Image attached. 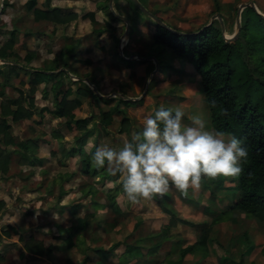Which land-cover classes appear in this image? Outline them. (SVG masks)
Segmentation results:
<instances>
[{
	"label": "rangeland",
	"instance_id": "374dc122",
	"mask_svg": "<svg viewBox=\"0 0 264 264\" xmlns=\"http://www.w3.org/2000/svg\"><path fill=\"white\" fill-rule=\"evenodd\" d=\"M6 1L8 5L0 12V46L9 37L10 31L15 26L18 27L15 32L12 51L18 57L20 65L24 64L23 57L25 54L31 51L34 56L32 60L27 63L29 67L41 69L47 65H51L54 60L56 61V66H58L63 62V59L62 62L57 65L58 60L55 58L56 55H58L59 58H63L64 55L67 54V46L73 44L76 39H79V43H76L79 44V49L77 51L79 55L77 58L88 62L74 60L70 57L68 60L70 66L69 70H73V76L77 77V74L79 78H84V76L94 77L101 88L100 92L102 94L118 92V89L122 87L127 91L121 90L122 93H128L129 96L133 98H141L139 103L135 100L125 99V105L128 106L126 111L130 114L129 127L125 131L119 130L122 115H114L111 124L106 130L100 128L98 124L93 125V122H91L92 124L90 125L88 124L87 127L91 125L94 127V133L98 137V145L103 142L112 146H120L123 141L130 138L129 136L133 131L141 130L143 117L153 115L158 105L164 108L181 107L185 115H187L184 117V123L186 124L190 123L187 121L190 120V116L197 114L201 115L202 118L205 119L206 125L211 128L208 110L204 105L202 99L203 95L199 89L198 75L193 72L191 64H188L189 67L186 68L184 66L185 62H183L181 58L175 56L171 50L150 42L146 50L139 53V57H151V61H148L147 68L141 65H136L133 69L123 68V65L121 68H118V66L116 68L113 62L114 56L112 55L114 50L112 41L114 40L110 38L111 35L101 34L100 37L103 41V47L105 50L107 49V53L100 50L99 46L94 41L96 38V34L93 32L95 25L89 18L84 20L77 19L70 22L66 27L59 26L60 28H58L50 24L36 23L33 21L32 16L23 7L24 0ZM102 1L104 5L106 0ZM248 1H256L258 9L264 12V0H217V8H215L214 0H147V7L150 10L153 9V11H156V16L169 25V27H174L182 31H194L205 25L212 15L219 14L224 26V34L228 36L235 31V16L238 5ZM126 4L127 2L124 0H116L111 3V7L116 14H122L121 16L125 17L124 15L129 14ZM69 5H72V2H70ZM73 5L94 10V17L97 20V24L103 27L105 23L106 26L109 27L107 31L116 35L118 37V42H120L125 27L124 22L121 20L112 21L110 17L105 14L103 9L101 10L102 12L98 10L97 0H76ZM135 9L142 19L147 18L137 8ZM81 13L83 12L77 13V15ZM255 13L256 12H253L251 7L245 12L247 25L242 38L243 44L241 46V53L244 60L248 62H246L248 67L255 66V59L259 56V41L263 34V18H259ZM141 18L140 20L142 21ZM138 20L139 19L136 21L139 23ZM148 26L150 28L152 24ZM144 31L146 30L144 29ZM135 46L140 47L139 44ZM139 57L137 58L135 56V59L141 61ZM157 62L159 63V67L154 70ZM118 65L120 64L118 63ZM235 65H239L237 61H235ZM4 67L5 64L0 62V68L6 71L7 69ZM24 67L28 68L27 66ZM149 67H153V69L150 70ZM175 68H178L177 71L180 72H175ZM73 76L69 77L71 81H75ZM28 78H30L29 75L23 71L17 72L16 76L11 75L10 83L16 88L6 87L3 90L4 95L0 96V102L6 97L17 98L21 96V104L28 107L26 104V99L28 97ZM63 80V89H65L69 87V84L67 78L64 77ZM146 84L147 87H145ZM155 87H157L156 92L152 90ZM17 89L21 90L20 95ZM166 89L171 90L168 93ZM151 90L154 93L163 90V92H159V94L162 95L166 92L167 94L161 97L162 101L160 102L155 99L157 96H150L152 93L150 92ZM258 94L259 90H255L253 100L256 99ZM31 97L35 107L31 117L16 122L9 121V133L13 142L31 141L32 144L34 143V150H37L38 156L43 158L42 164H36L34 162L31 164L29 160L22 159L18 154L16 155L11 148L15 147V144L5 147L1 146L5 148L8 153L9 162L5 172L0 170V229L4 222L11 223L18 226L20 231H22V236H26V234H35L36 237H41V241L42 243L44 242V245H51V243L56 245L59 239L53 237V235L57 233V227H65L69 224H74L75 220L72 217H60L58 211L53 207L59 204L69 205L71 203L83 202L87 199V196H89V199L94 198L96 201L104 202L107 197L103 191L106 189L107 185L102 187L98 182L97 176L80 174V172L77 171L78 162L75 157L63 155L62 150H67V147L73 142V139L78 136L79 131L75 128L67 130L64 127L63 120L61 118H56L50 114L48 110H42L41 113L39 112L41 108H53L52 102L54 95L52 91L49 90V84L47 86L42 83L38 84ZM170 102H172L174 107ZM190 106L195 107L193 110H190ZM108 107L109 105L100 104L88 95L81 98L80 105L75 110V116L77 118H83L94 115V120H96L95 118L98 112L100 110H106ZM31 109L32 108H30V110ZM54 130L61 133L62 137L60 139L52 137V132ZM87 141H89V139H87ZM41 171L43 172L41 173ZM71 171H75V175L70 178L66 184H63L65 190H70L72 192L71 195L65 194L62 197H57L59 192L57 185H54L50 192L51 194L48 193L47 190L45 191L44 185L51 183V181H55L58 174L64 172L69 173ZM39 183H41L40 186H38ZM225 183H228L227 179ZM56 184L58 183L56 182ZM107 184L109 185V183ZM90 188L94 189L92 195L88 194V192L91 191ZM85 191H87V194H83ZM205 192V189L202 187L200 193L205 194ZM57 202L58 205H56ZM120 202L122 209L125 210V208H127L129 212L127 215L125 214V216L119 217L122 223H120L118 227L116 225L117 228L115 227V229L110 230L108 226L106 227L103 225L102 221L114 220V216H107L110 209L107 210V207H104L100 209L101 215H97V219L90 222L86 229L87 234L86 236H82V238L86 241L89 240V233H93L102 225L103 230L101 229V232H99L101 237L98 241H94V245L107 248L108 245L114 243L115 239L125 237L130 233L131 226L136 219V217L133 218L132 216L139 215L145 222H151L154 226H157L158 223L163 220L160 215L161 213L158 214L157 208L152 205L150 201L142 202L139 205L131 204L128 207H125L127 201L120 200ZM193 214L194 212L192 210L191 212L185 213V215L190 217H193ZM179 229L180 228L176 227V230ZM107 230L110 231L108 234H105L104 232ZM250 230L252 232L258 231L253 222H251ZM44 232L47 235H43ZM189 234L190 232L186 229L184 235ZM16 239V235H11L9 238L1 237L0 252L5 255L4 260H0L2 264H54V262L57 264H66V258H71L70 256H66V258L63 257V255H68V250H65L63 253L61 252L63 255L57 252L50 258L45 257L47 254H43L41 257H38L39 262L37 258H35V261L28 262L29 259L23 261V259L17 256L18 247L21 246L22 243L20 241L11 243ZM89 241L88 243L90 244L88 245L92 246L93 242L91 240ZM214 245L215 244H212L213 247ZM121 249L122 247H119L116 251L118 252ZM216 249L219 253L220 248L217 245ZM72 252H74V250H72ZM253 253L255 255V264H264V256L262 253H260L259 250H254ZM83 257L84 256L75 253L72 257L73 259H71L72 261L70 260V264H83L86 258ZM87 259L88 258H86V260ZM213 259H215V262L217 261L215 256ZM115 261L116 257H112L106 264H116Z\"/></svg>",
	"mask_w": 264,
	"mask_h": 264
},
{
	"label": "trees",
	"instance_id": "16d2710c",
	"mask_svg": "<svg viewBox=\"0 0 264 264\" xmlns=\"http://www.w3.org/2000/svg\"><path fill=\"white\" fill-rule=\"evenodd\" d=\"M107 1L108 0H106V3L104 4L105 14L109 16L112 21H120L111 14L110 10H108ZM115 1L116 0H113V2ZM138 1L141 3V0ZM37 4V0H25L23 3V7L31 14L32 19L35 22L52 24L56 27L65 25L77 17V14L73 13L70 9L50 7L49 0H42V7H39ZM214 4L215 8H217V0H214ZM7 5V1L3 0L0 12H2ZM143 6L149 10L147 6ZM127 7L129 14L124 16L129 19L130 22V35L137 22L135 15L136 7L130 0H127ZM249 9V6L242 9L240 13V30L238 36L228 42L224 41L221 35L219 22L216 19L196 34L180 35L172 33L169 30L155 24L147 17V20H149L152 24L148 31V37L153 44H158L171 50V52L175 56L181 58L183 62L192 65L193 72L198 75L199 89L203 95V100L209 112L211 128L223 131L229 136H235L240 139L243 142V145L248 149L249 157L247 163L244 165L242 175L239 179H230V181L234 184L231 188H228L232 190V201L228 209H238L246 215L254 216L258 220L264 221V24L263 34L259 41V56L255 59V66L248 67L246 65L247 61H245L242 56L241 46L243 44L242 38L247 25L245 12ZM149 11L155 16L157 15L156 11ZM253 12L255 11L253 10ZM255 14L261 18L257 13ZM86 17L89 18L95 25L93 32L104 31L102 27H96L98 24L92 12L85 13L83 18ZM262 20L264 22V19ZM171 28L184 33H192L200 29L199 27L194 31H182L174 27ZM17 29L18 27L15 26L10 31L9 37L6 41L1 44L0 59L11 60L20 64L18 57L12 51L15 32ZM114 41L117 43L118 39L114 37ZM73 49V44L67 46V52H73ZM123 54L127 56L124 49ZM114 55L120 63L126 65L130 64L129 61L118 55L117 46L115 47ZM33 56V52H27L23 57L24 64H21V67L6 65V71L3 70V68H0V96L4 95L3 90L6 87L13 89L16 88L12 85V83H10L11 75L16 76L18 71H23L30 77L27 82L28 97L26 99V104L28 107L21 104V96L17 98L6 97L0 102V170L5 172L9 162L8 153L3 147L11 144H15L13 152L16 155L18 154L22 159H27L31 164L33 163V161L26 154L20 153L19 150H31L35 147L33 145L34 143L32 144L31 141L13 142L9 133V121L16 122L21 119L31 117L32 111L35 109L31 95L33 94L36 86L42 83L46 86L49 84V90L52 91L54 95L52 102L53 108H41L39 112L41 113L42 110H48V112L53 116L63 118V124L67 130L75 128L79 131L78 136L73 139V145L68 148L67 154L69 156L76 155V157H78V169L83 174L92 176L102 174V180L105 178H111L106 175L105 170H96L90 164L89 151L86 152L84 150V144L86 138L94 134V127L87 126L93 122V125L98 124L100 128L106 130L112 121L113 115L121 114L122 117L119 130H127L129 126V119L124 115V110L120 108V103L124 101L121 99H104L98 97L94 95L84 84L83 86H77L74 91H72L70 87L63 89L64 73L60 71L53 74L47 73L46 71H54L58 67L67 69L68 63L66 59H64L60 65H58L57 62L58 66H56V61L54 60L51 65H47L46 67L39 69L32 68L27 65V63L32 60ZM235 61L239 64L238 66L235 65ZM137 62L143 63V61ZM157 65L159 67L158 62ZM24 66L33 69V71L25 70ZM149 69L152 70L153 67H149ZM70 81L71 80L68 78V82ZM17 90L20 95L21 90ZM255 90H259V94L256 99L253 100ZM88 95H90L97 102H101L103 104H108L113 100L116 101L107 110H100L95 118L96 120H94V115L77 118L75 116V110L80 105L81 98ZM213 100L217 102L216 108L210 107V101ZM30 108L32 109L30 110ZM224 110L227 111V115H222ZM52 137L60 139L62 136L59 131L54 130L52 132ZM97 140L98 137L95 135L93 142L97 144ZM91 151H94V149ZM223 180L224 178L214 181L205 180L203 182V188L205 191H208L209 194L215 196L216 190L219 186H221ZM210 184H212V186H210ZM111 192H107V196L113 203L114 195ZM78 207V203L72 204L70 206V210L75 214ZM164 210L169 212L176 220L171 219L170 217L168 224L161 228L156 234L158 241L147 247V249H145V254H154L158 250L160 246V239L166 236L170 225H174L176 221L187 223L186 221L176 218L172 211L166 208H164ZM86 218L87 217L76 218V223L66 227L62 233L63 235H59V238L62 236V240L66 248H69L72 245L73 234L79 229H84L87 220ZM214 221L216 222V218L212 220V222ZM7 228L14 229L13 226L10 225H7ZM207 233L208 228L203 227L201 229V234L193 244L180 249L179 260H181V258L186 254L192 253L198 249L204 251ZM18 241L22 243V248L26 253L41 256L50 252L51 245H43L41 241L34 239L31 234H26L25 238L19 235ZM119 244L120 243L117 242L107 248H94L93 251L99 257L103 258L105 254L113 251L117 246H119ZM121 244L123 247L121 255L126 262H128V259L130 260L134 257L142 256L143 252L141 251V247L135 246V244L128 243L126 241ZM262 251L264 253V248ZM23 255V252L19 253V256L22 257Z\"/></svg>",
	"mask_w": 264,
	"mask_h": 264
},
{
	"label": "crops",
	"instance_id": "0c3cea01",
	"mask_svg": "<svg viewBox=\"0 0 264 264\" xmlns=\"http://www.w3.org/2000/svg\"><path fill=\"white\" fill-rule=\"evenodd\" d=\"M37 1H38L37 5L39 7H42V5H41L42 0H37ZM75 1L76 0H49V6L50 7L67 8L76 14L83 12L80 15H77V17L70 22H73L77 19H83V20L88 19L87 17L83 18V15L85 13H90V12H92L93 14L95 13L94 10H90V9L85 8V7H77V6L73 5V3ZM124 1L127 2V0H124ZM24 2H25V0H24ZM70 2H72V5H69ZM102 2H103L102 0H97V9L100 11L102 9L104 10V5ZM111 3H113V0ZM141 3L145 6H148L147 0H141ZM253 3L255 5L257 11L263 14V12H261L258 9L257 2L255 1ZM107 5H108V1H107ZM80 8H81V10H80ZM108 10H109V7H108ZM151 11H153V9ZM135 15H136V18L139 19L138 20L139 23L137 22L135 24L133 32L128 36V39L126 40V42L123 46V48L127 54V56L123 54L125 57H129L130 55H137L139 57V53L144 52L146 50V47L148 45H150V42H151L150 38L148 37V31H149L148 25L151 23L147 20V18L142 19L137 14V11H136ZM94 16H95V14H94ZM140 18L142 19V21L140 20ZM95 20H96V18H95ZM70 22H68L65 25H60V26L66 27ZM36 23H38V22H36ZM39 23H43V22H39ZM50 25H52V24H50ZM103 25L104 26L102 27V29L104 31L94 32V34H96V38L94 41L99 46L100 50H103V52L107 53V49L105 50V48L103 47V41L101 40L100 35L101 34L102 35L106 34L108 36L111 35L110 38L113 40H114V37H116L117 39H118V37L116 35H113L109 31H107V29L109 27L105 26V23ZM98 26L99 25H97L96 27H98ZM56 27L60 28L59 26H56ZM144 29L146 31H144ZM122 35H123V33H122ZM76 43H79V39H76V41H74V43H73V45H74L73 52L70 51V52H67V54L65 53L66 55H64L63 58H59V56L56 55L55 58H57L58 64H60L62 62V59L63 60L66 59L67 63H68L69 62L68 60L70 57L73 58L74 60H81L80 58H77L79 55L77 53V51L79 49L78 48L79 44H76ZM112 43L114 44L113 45L114 50H113V54H112L114 56L113 62L115 63L116 68H117V66H118V68H121L122 65L124 66L123 68H127V69H130V68L133 69V68H135L136 65H141V66H144L145 68H147L148 61H151V58H148V57L143 59V60L140 59L142 57L139 58V60L143 61V63L137 62L138 60H136L135 57L132 59H125V60L130 62L129 65L120 63L114 55L116 46H117V53H118V44L117 43H119V42L117 41V43H115V41H112ZM136 44H139L140 47H136L135 46ZM144 45H146V46H144ZM68 46H70V45H68ZM122 53H123V51H122ZM81 61L88 62L86 60H81ZM118 63L120 65H118ZM3 64H5V67H4L5 69H7L6 65H11L9 63H3ZM184 64H185L184 66L186 68L189 67L188 63L185 62ZM18 67H21V65ZM24 69L33 71V69H30V68L24 67ZM69 69H70V66L68 63L67 69L62 68V67H58L54 71H46V72L56 74V73L61 71L64 73L63 78L64 77L67 78V81H68V78L73 76L72 75L73 70H69ZM177 69L175 68L174 70H175V72L179 73L180 71H177ZM76 76H77L76 78H79L78 77L79 75L76 74ZM73 77H75V76H73ZM84 78H86L89 81V83L93 87H95V89L97 90V92L100 95L106 96V97H102V96L95 94L89 85H87L84 81H79L77 79H75V81L68 82L71 90L74 91L77 86H81V85L83 86V84H84L89 89H91V91L94 95H96L98 97H101L104 99H110V98L121 99L124 102L120 103V108H122L124 110V115L126 114L125 116L128 119H130V117H129L130 114L128 113V111H126L128 106L125 105V99L135 100V101H137V103H139L141 101V98H139V97L133 98V97L129 96L128 93L127 94L122 93L121 90L126 91L122 87H120L121 89H118V92H113L110 94H102L100 92L101 88L99 87V85H98L96 79H94V77H91V76L85 77L84 76ZM148 84H149V82H148ZM156 88L157 87L153 88L152 90L153 91L155 90V92H156ZM152 90L150 92H152ZM170 90L171 89H168L167 92L169 93ZM159 92H163V90L159 91ZM159 92L158 93L152 92L150 94V96H154V95L157 96L155 99H157L161 102L162 101L161 97L164 94H167V92L162 94V95L159 94ZM123 96H126L127 98H125ZM202 99H203V97H202ZM115 101L116 100H113V101L109 102L107 105H109V107H111L115 103ZM203 102H204V100H203ZM99 103L102 104L101 102H99ZM170 103L172 104V102H170ZM103 105H105V104H103ZM204 105H205V102H204ZM172 106H173V104H172ZM160 107L161 106L158 105L156 107L157 110ZM194 107L195 106H190V110H193ZM165 109H167V108H165ZM114 115H119V114H114ZM208 115H209V112H208ZM185 116H187V115H185ZM56 118H59V117H56ZM61 119L63 120V118H61ZM187 121L191 123V120H187ZM90 124H92V123H90ZM138 131H140V130H138ZM94 137H95V133L92 136L87 137L86 141H87V139H90V138L94 141ZM86 141H85V144H86ZM72 145H73V142L69 145V147ZM97 145H98V143H97ZM69 147H67V150ZM11 148L14 149L15 147H11ZM67 150L66 151L62 150V153L64 156H69L67 154ZM84 150H85V147H84ZM19 151H20V153L26 154L32 161L34 160L33 161L34 163L42 164L43 158L41 156H38L37 150H34V148L32 150H19ZM71 157H76V155L71 156ZM76 160L78 162V167H79V161H78V159H76ZM78 167H77V171H79L80 174L87 175V174H83L78 169ZM42 172L43 171H41V173ZM74 175H75V171L74 172L71 171L69 173L64 172V173L58 174L57 179L55 181H51V183L44 185L45 191L47 190V192L50 193L52 191L54 185H57L58 190H59L57 197H62L65 194L71 195L72 192L70 190L69 191L65 190L63 187V184H66L68 182V180H70V178H72ZM88 176H90V175H88ZM95 176H97L98 182L102 187L107 185L106 189L103 191L105 196L107 197V199L104 202H100V201H96V199H94V198L89 199V196H87V199H85L83 202H76L79 204V207L77 208L75 214L72 213V211L70 210V206L72 204H76V203H71L69 205H66V204H63V205L59 204L58 205V202H57L56 205H58V206L53 207V208L58 211L60 217H67V218L72 217V218H74L75 223H76V218L87 217L86 218L87 220H86V224H85L84 229L83 230L79 229L78 231H76L73 234L72 245L69 248H66V246H64L65 244L62 240L63 238H62V236H61V238H59V235L62 234L64 229L66 227L70 226L71 224H69L65 227H59L58 226L57 227V233L54 234L53 237L59 239V242L56 245L54 243H51L50 252L45 257L50 258L53 255H55L57 252L63 253L65 250H68V253H67L68 255H63L61 253L64 258H66V256L71 257V258H66V264H70V260L73 259L72 257L74 256L75 253H78L80 256H84L83 258H85V257L88 258L87 260H86V258L84 259L85 262L83 264H106V262L109 261L112 257H116V261H115L116 264H255V260H254L255 255L253 253L254 250H259V252L262 253V255L264 256V253L262 251V249L264 248V221H260L254 216L246 215L245 213L241 212L238 209H231V210L228 209V207L232 201V195H231L232 190L228 189V188H231L234 183L232 181H230V179H227L228 183H225L226 179H224L221 186H219L217 188L215 196H212L211 194H209L208 191H206L205 194L200 193V192L197 194H193L191 192V190H189V194L185 197L173 189L163 198L157 197L153 201H150L152 203V205H154L157 208L156 210L158 211V214L161 213L160 215L162 216L163 220L161 222H159L157 226H154V224H151V222L150 223L145 222L144 219L141 218L139 215L132 216L133 218L136 217V219L133 222V225L131 226L130 233L127 234L125 237H119V238L115 239L114 243H117V242L120 243L119 246H117L113 251H110L107 254H105V256L103 258L99 257L93 251V249L94 248H101V246H95L94 241H98L99 238L101 237L99 232H101L102 225L98 229H96L93 233L92 232L89 233V240H91L93 242L92 246L88 245L91 243L89 240L86 241V240H84V238H82V236H86V234H87L86 229L89 226L90 222L95 221L97 219V215H101L100 209L107 207V210L110 209V211L107 213V216H114V220L113 221H102L103 225H105L106 227L108 226V228L110 230L115 229L116 225L118 227V225L120 223H122V220H119V217L125 216V214L127 215L129 210L127 208H125V210L122 209L121 202H120V200L117 199L119 194H121L119 181H117L118 178L111 177L109 179L105 178L104 180H102V174H97ZM23 180H24V177H23ZM109 181H111V183H109ZM56 182L58 184H56ZM107 183H109V185ZM40 185H41V183H39L38 186H40ZM210 186H212V184H210ZM102 187H101V189H102ZM90 190L91 191H89L88 194L92 195L94 192V189L90 188ZM107 192H111L114 195L113 203L111 202V199L108 198ZM85 193L87 194V191H85L83 194H85ZM125 204L127 205V206L125 205V207H128L131 205L128 202ZM0 206H1V202H0ZM164 208L172 211L175 214L176 218H179L183 221H186L187 223L176 221V223L174 225H170L168 230H167L166 236L164 238L160 239V246H159L158 250L154 254H145V249H147V247H149L150 245H152L158 241L156 234L160 231L161 228L165 227L168 224L170 217H171V219L176 220L173 216L170 215L169 212L164 210ZM191 210L194 212L193 217L185 215L186 212L187 213L191 212ZM7 212H10V211H7ZM219 213H221V214H219ZM7 215H9V214H7ZM63 215H65V216H63ZM215 218H216V222L215 221L212 222V220ZM111 222H113V223H111ZM251 222H253L254 226H256V228L258 229L257 232H252L250 230L251 229ZM7 225L13 226L14 229L7 228ZM176 227L180 228V229L176 230ZM203 227L208 228L207 239L205 242V250L202 251V250L198 249L192 253L186 254L185 256H183L181 258V260H179L180 249H183L187 245L193 244L196 241V239L199 237V235L201 234V229ZM186 229H188V231L190 232L189 235H184V232ZM110 230H107L104 233L108 234ZM21 232L22 231H20L18 226H15L11 223L4 222L1 229H0V240H1V237L9 238L11 235H16L17 239L15 241H12L11 243L16 242V241H18V236L23 235ZM44 234H45V232L43 233V235ZM45 235H47V234H45ZM22 237L25 238V236H22ZM32 237L36 240L41 241V237H36L35 234L32 235ZM88 241L90 243H88ZM124 241H126L128 243L135 244V246L141 247L142 248L141 251L143 252L142 256L134 257L133 259H130V260L128 259V262H126L125 259L121 255L122 250H123L121 243ZM114 243H112V244H114ZM42 244L44 245V242ZM112 244H110V245H112ZM212 244H215L214 247L212 246ZM110 245H108V246H110ZM216 245L220 248L219 253L217 252ZM119 247H122V249L117 252L116 250ZM72 250H74V252H72ZM20 252L24 253V255L22 257L19 256ZM0 256H2V257H0V260L1 259L4 260V257H5L4 253L0 252ZM17 256L20 259H23V261L25 259H29L28 262L35 261L36 260L35 258L38 259V257H41L39 255H34V254L24 252L22 245L18 247ZM214 256L217 259L216 262L214 261L215 259H213ZM38 262H39V259H38ZM205 262H208V263H205ZM0 264H2V262H0ZM54 264H57V263L54 262Z\"/></svg>",
	"mask_w": 264,
	"mask_h": 264
},
{
	"label": "clouds",
	"instance_id": "9594fccd",
	"mask_svg": "<svg viewBox=\"0 0 264 264\" xmlns=\"http://www.w3.org/2000/svg\"><path fill=\"white\" fill-rule=\"evenodd\" d=\"M210 107L216 108L217 102L210 101ZM184 117L179 106L160 107L143 117L141 130L133 131L120 146L97 145L91 138L86 142L91 166L118 178V200L139 205L173 189L186 197L189 190L199 193L205 180L240 178L249 157L243 142L209 128L201 115L190 116L189 124Z\"/></svg>",
	"mask_w": 264,
	"mask_h": 264
},
{
	"label": "water",
	"instance_id": "95a60500",
	"mask_svg": "<svg viewBox=\"0 0 264 264\" xmlns=\"http://www.w3.org/2000/svg\"><path fill=\"white\" fill-rule=\"evenodd\" d=\"M134 6L143 14L145 15L146 17H148L149 19H151L155 24L169 30L170 32L172 33H176V34H180V35H183V34H196L200 31H202L204 28H206L209 24L212 23V21L214 19H217L218 22H219V25H220V30H221V35L224 39L225 42H228V41H231L233 40L239 30H240V13L242 11L243 8L249 6L251 7L261 18L264 19V14L260 13L257 11L254 3L252 1H248L246 3H241L238 5L237 7V10H236V16H235V31L231 34V35H225L224 34V26H223V23L221 21V17L219 14H214L210 17L209 21L200 27V29L196 32H192V33H184V32H181V31H176L174 30L173 28L169 27L165 22H163L161 19H159L158 17H156L153 13H151L149 10H147L138 0H130ZM111 2L112 0H108V7H109V10L111 12V14L113 16H115L117 19L121 20L124 22L125 24V27H124V32H123V35H122V39L120 40V42L118 43V55L121 57V58H124V59H132L134 58L135 56L138 58L137 55H130L129 57H125L122 53V49H123V46L126 42V40L128 39V36H129V30H130V23H129V19L121 16V15H118L114 12V10L112 9L111 7ZM2 5H3V0H0V11H1V8H2ZM140 58V57H139ZM148 58H151V57H148ZM141 60L145 59V58H140ZM0 62L1 63H9L11 65H15V66H20L18 63L14 62V61H11V60H5V59H0ZM158 67L157 63H156V67L154 70H156ZM74 79H77V80H81V81H84L87 85H89L91 87V89L93 90V92L99 96H102L100 95L97 90L95 89V87H93L89 81L86 79V78H76L74 77ZM145 87H147V84L145 85ZM114 95V94H113ZM111 96V95H110ZM102 97H106V96H102ZM125 98H127L126 96H123Z\"/></svg>",
	"mask_w": 264,
	"mask_h": 264
}]
</instances>
